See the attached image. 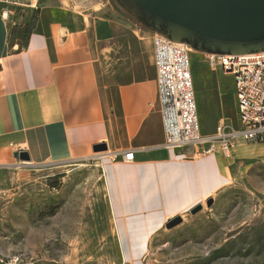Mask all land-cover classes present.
I'll list each match as a JSON object with an SVG mask.
<instances>
[{"label":"crops","instance_id":"1","mask_svg":"<svg viewBox=\"0 0 264 264\" xmlns=\"http://www.w3.org/2000/svg\"><path fill=\"white\" fill-rule=\"evenodd\" d=\"M12 9L18 8L0 3V159L11 147L12 154L27 152L31 164L84 160L103 144L107 154L134 151L132 163H100L112 213V205H120L113 215L123 231L133 225L152 233L161 213L172 219L230 184L224 153L163 148L152 33L120 32L131 27L119 15L86 22L63 5L42 3L24 39ZM114 39L119 44L110 47ZM196 54L190 62L197 111L199 93L217 103L226 95L235 110V118H220L212 133L203 131L211 128L198 111L201 135L215 134L221 122L239 129L234 77L219 69L231 81L230 93H221L213 81L202 86ZM243 147L264 150L240 142L231 155Z\"/></svg>","mask_w":264,"mask_h":264},{"label":"rangeland","instance_id":"2","mask_svg":"<svg viewBox=\"0 0 264 264\" xmlns=\"http://www.w3.org/2000/svg\"><path fill=\"white\" fill-rule=\"evenodd\" d=\"M42 3L63 5L86 22L119 15L131 27L120 32L146 36L147 30L112 0H40L37 8L13 6L24 39ZM110 43L119 44L116 39ZM194 66L203 70L202 86L213 81L221 93L231 92V81L211 68L204 54H196ZM195 81L197 87L196 74ZM198 106L201 120L211 128H203L205 133H212L220 118H235L226 95L217 103L199 93ZM12 151L0 159V264H264L262 149L243 147L223 155L230 184L211 196L213 206L206 205L209 197L182 209L174 215L182 217V224L171 230L165 227L171 218L161 213L146 250L140 248L141 226L124 231L116 226L100 161L31 164ZM197 205L203 210L193 216L190 211Z\"/></svg>","mask_w":264,"mask_h":264},{"label":"built area","instance_id":"3","mask_svg":"<svg viewBox=\"0 0 264 264\" xmlns=\"http://www.w3.org/2000/svg\"><path fill=\"white\" fill-rule=\"evenodd\" d=\"M39 0H0L7 6L36 8ZM154 61L157 69L158 97L162 103L167 150L196 148L197 155L221 152L231 155L240 142L264 145V53L249 56L205 55L213 69L232 75L241 127L221 122L215 134L202 136L191 72V48L153 34ZM23 152V150L21 151ZM97 161L132 163L134 151L95 153Z\"/></svg>","mask_w":264,"mask_h":264},{"label":"water","instance_id":"4","mask_svg":"<svg viewBox=\"0 0 264 264\" xmlns=\"http://www.w3.org/2000/svg\"><path fill=\"white\" fill-rule=\"evenodd\" d=\"M115 6L152 34L194 52L216 56H249L264 53V0H112ZM94 152H106L97 145ZM30 162L27 152L14 155ZM214 199L207 200L211 208ZM203 210L197 205L191 211ZM182 217L170 219L167 230L181 225Z\"/></svg>","mask_w":264,"mask_h":264},{"label":"bare ground","instance_id":"5","mask_svg":"<svg viewBox=\"0 0 264 264\" xmlns=\"http://www.w3.org/2000/svg\"><path fill=\"white\" fill-rule=\"evenodd\" d=\"M111 203V202H110ZM115 205V204H114ZM114 205H112L113 207V210L115 212V209H118V212H119V203H117L114 207ZM117 212V211H116ZM115 215V214H114ZM118 215L116 214V220H115V223H116V226L118 227L119 231L121 230V225L122 222L119 220V217H117ZM151 233V231H148L146 233H143L142 237H140V248L143 249V250H146V243H147V238H148V235Z\"/></svg>","mask_w":264,"mask_h":264}]
</instances>
